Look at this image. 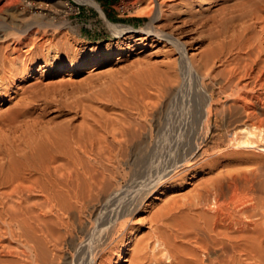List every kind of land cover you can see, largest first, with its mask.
<instances>
[{"label":"rangeland","instance_id":"obj_1","mask_svg":"<svg viewBox=\"0 0 264 264\" xmlns=\"http://www.w3.org/2000/svg\"><path fill=\"white\" fill-rule=\"evenodd\" d=\"M93 1L98 4L103 16L83 0H0V26L7 25L1 28L4 32L0 29V34L11 40H20L17 47L10 44L11 41L0 43V46H7L0 49V58L6 59L0 64V85L8 76L19 77L29 73L28 78L20 82L11 80L7 86L0 88V167L10 157L24 163V158L28 159L24 157L25 153L29 160H36L39 157L37 153H40L37 151L47 152L54 146V140V143L70 141V145L81 137L91 138L86 144L90 146L92 142L95 160H89L83 153L79 155L80 160H74L79 164L82 177L80 196L82 200L84 197L87 200L81 202V205L85 203L86 209L71 203L76 210L79 208L75 220L79 230L71 235L73 238L68 237L76 243L82 241L86 229L95 223L104 224L113 207L105 205L102 199L113 190H119L135 170L147 169L146 165L139 167L144 165L143 160H181L187 154V151H176L175 147L170 150L163 137L157 150L154 148L157 145L156 125L164 128L172 120L171 107L163 104L161 108L157 103L165 102L169 91L180 83L181 57L168 42L149 36L146 40H136L143 35L141 29L151 21L148 14L150 0ZM250 1L254 2H250L253 6L258 2ZM160 2H163L162 18L154 25L184 43L186 57L191 58L200 74L205 71L202 59L208 53L211 57L213 52L215 59L208 58L209 64L212 61L208 66L220 72L223 59L228 57V54L223 56L229 50L232 31L240 29L244 22L246 25L254 23L245 18L248 9L253 8L249 0H158L157 3ZM257 28L254 25L255 31H258ZM121 29H128L130 33L121 35ZM221 35L225 41L224 37L223 40L220 38ZM213 40L212 44H218L212 46ZM214 54L217 59L220 58V63ZM15 83L18 87L11 94ZM211 91L215 116L212 117L206 140L201 143L202 134L194 127L190 126L182 132L192 138L194 147L201 149L200 152L203 150L198 160L207 161L199 164L198 171L181 181L171 179L162 189L159 200L152 204L148 202L146 210L140 212L141 203L130 216L111 224L98 244V257L94 264H113L118 260H122L121 264H154V260L161 257L158 252L162 250L161 246L153 248L154 235L158 232L156 218L174 201L180 202L191 196L190 191L199 182L214 177L218 172L256 164L260 173L264 174L262 147L241 145L233 149L226 141L221 116L226 98L218 93L216 87ZM188 93L192 92L189 90ZM10 95L11 100L4 103L3 99ZM163 128L160 130L162 134ZM177 131L174 132V144ZM143 136L147 141L155 138L148 150L147 145H141ZM28 139H34L37 146L29 143ZM46 139L53 140L48 142ZM34 150L37 153H33ZM70 161L63 160L61 164ZM86 177L93 178L96 185L99 183L91 193L84 192L88 190ZM83 184L85 186L82 187ZM99 185L103 187L99 188ZM154 195L149 194L143 202L151 201ZM42 202L39 195L27 198L28 206L41 205ZM117 202L121 206L125 198L122 196ZM56 231L63 233L59 228ZM127 233L132 234L131 241L126 254L119 256L121 240ZM46 249L50 255V249L47 246ZM60 249L59 260L66 264L73 252L64 245ZM159 259H163L165 264V258ZM9 260L18 259L0 257L1 264H7Z\"/></svg>","mask_w":264,"mask_h":264},{"label":"bare ground","instance_id":"obj_2","mask_svg":"<svg viewBox=\"0 0 264 264\" xmlns=\"http://www.w3.org/2000/svg\"><path fill=\"white\" fill-rule=\"evenodd\" d=\"M83 2L101 13L98 4L93 0H83ZM157 2L158 0H150L151 9L148 14L151 21L144 29H141L143 35L136 40H146L149 36L171 44L181 57V78L180 83L169 91L165 102L157 101V105L161 108L163 104L171 107L172 120L164 128L159 124L156 125L157 145L154 148L157 150L159 140L163 137L169 143L170 150L173 151L175 147L176 151H187L186 157L185 155L182 159L179 157L181 160H143L144 165L139 167L146 165L147 169L135 170L119 190H113L102 199L105 205L113 207L107 220L103 221L104 224L95 223L89 229L83 230L82 241L76 243L71 239L74 237L71 235L79 230L75 223L79 208L76 210L73 205H81V202L87 200L85 197L82 200V195L80 196L79 184L82 177L78 170L79 164L74 160H80L81 153L86 154L89 160H95L92 142L90 146L86 144L91 141V138L87 137L88 140L85 137L87 139L85 140L81 137L71 142L73 145L71 143L68 145L70 141L66 140L57 143H54V140L52 143L53 139H46L48 142L51 140L54 146L43 153L40 150H34L33 153L35 151L41 153L35 152L39 154L36 160H29V156L25 153L24 157L28 159L24 158V163L13 160L9 152L10 158L3 162V168L0 167V257L11 256L12 259L18 260H9L7 264H63L58 257L60 247L63 245L73 252L66 264H94L98 257V244L111 228L109 227L111 224L130 216L141 203L140 212L146 210L148 202L152 204L159 200L162 189L171 179L181 181L184 177L198 171L199 164L207 161L198 160L203 150L200 152L201 149L194 147L192 138L189 139L188 135H183L182 132L191 126L202 134L201 143L206 140L212 117L215 116L211 91L214 87L226 98L221 116L226 141L230 147L238 149L241 145H258L264 149V2L258 0L253 6L254 2L249 0L248 3L251 2L250 5L253 8L248 9L249 12H247V6H245L247 12L245 18L254 23L246 25L244 22L243 25L241 22L240 29L238 27L237 31L229 32L231 33L230 46L227 44L229 50L226 47L228 52L224 49V53H227L223 54V57L227 54L228 57L221 58L223 61L220 72L208 66V58L215 59L212 56L214 52L210 55L211 57L208 55L210 53L205 55L202 59L205 71L202 74L199 73L191 58L186 57L184 43L154 25L162 18L163 2L159 4ZM13 20L15 21L14 17ZM105 22H107L106 19ZM249 22L246 23L249 24ZM3 25L1 24L0 29L7 26ZM254 25L258 26V31L254 30ZM127 33H130L128 29H121V35ZM223 37L220 36L222 40ZM214 40L211 44L215 42ZM8 41L16 47L20 44L19 39L11 40L0 34L1 44ZM3 46H0V49ZM4 59L0 58V64L4 63ZM218 62L220 63L221 60ZM28 75L29 73L25 72L19 77L8 76L2 85L7 86L11 80L20 82L28 78ZM17 87L15 83L11 94L15 93ZM189 90L192 92L190 95ZM11 96L3 99V102L10 101ZM161 128L164 129L163 134L160 132ZM177 129L179 133L177 131L178 136L175 137L174 144V132ZM34 139L32 141L28 139L30 141L28 142L31 143ZM152 140L147 141V138L143 136L141 145L143 147L147 145L148 150ZM26 144H28L27 141ZM33 144L36 145L34 142ZM60 160H71V163L61 164ZM91 177L85 178L88 190L84 192L91 193L99 184L96 185ZM85 185L83 184L82 187ZM100 186L99 188L103 187ZM190 192H192L191 196H187L180 202L174 201L172 206L156 218L158 232L156 235L153 234L155 236L153 248L161 246L162 250L158 253L166 259L165 264H264V174L260 173L259 166L253 164L250 167L218 172L214 177L199 182ZM151 193L155 194L153 201L143 202ZM34 194L41 196L43 202L41 205L28 206L27 198ZM122 196L125 202L121 206L117 205V200ZM84 204L81 206L83 207ZM86 208L85 205L84 209ZM57 228L63 233L56 231ZM131 238V233L124 235L117 255L126 254ZM46 246L50 249V255ZM152 251L154 253V250ZM159 258L154 260V264H164L163 259ZM121 261H115L113 264H121Z\"/></svg>","mask_w":264,"mask_h":264}]
</instances>
